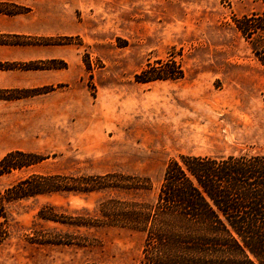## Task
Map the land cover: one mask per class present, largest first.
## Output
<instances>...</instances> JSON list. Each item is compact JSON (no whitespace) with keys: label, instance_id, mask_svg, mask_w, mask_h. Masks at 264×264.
I'll use <instances>...</instances> for the list:
<instances>
[{"label":"rangeland","instance_id":"rangeland-1","mask_svg":"<svg viewBox=\"0 0 264 264\" xmlns=\"http://www.w3.org/2000/svg\"><path fill=\"white\" fill-rule=\"evenodd\" d=\"M0 3L28 10L0 13L22 21L21 33L0 32L1 64L66 65L0 71V91H39L0 100V162L17 151L40 157L0 177V264H137L145 235L101 223L103 204L155 203L180 156L264 155V69L253 53L264 34L249 41L236 27L261 14L263 0ZM173 62L182 79H137ZM109 174L116 186L127 178L147 187L4 199L33 177Z\"/></svg>","mask_w":264,"mask_h":264},{"label":"trees","instance_id":"trees-1","mask_svg":"<svg viewBox=\"0 0 264 264\" xmlns=\"http://www.w3.org/2000/svg\"><path fill=\"white\" fill-rule=\"evenodd\" d=\"M9 5L0 3V6ZM14 7L16 11L0 13H28L27 8ZM236 27L249 41L255 36L263 38L260 33L264 34V11L236 20ZM64 40L43 38L37 41ZM253 53L264 69V43L260 48L254 46ZM158 65L165 64L158 62ZM65 66L57 60L0 63V71ZM171 70L161 71L151 66L137 79L149 83L184 77L182 68L175 62ZM38 92L0 91V100L33 97ZM39 162L40 157L35 154L9 153L0 162V177ZM115 176L33 177L7 190L4 199L17 200L45 192L90 193L108 188L147 187L148 182L127 178V183L116 186L110 183ZM100 211L101 223L145 235L142 258L137 264H264V155L180 156L168 164L155 203L110 201L103 204Z\"/></svg>","mask_w":264,"mask_h":264},{"label":"crops","instance_id":"crops-1","mask_svg":"<svg viewBox=\"0 0 264 264\" xmlns=\"http://www.w3.org/2000/svg\"><path fill=\"white\" fill-rule=\"evenodd\" d=\"M0 32L21 33L22 21L20 20V16H16V17L1 16Z\"/></svg>","mask_w":264,"mask_h":264}]
</instances>
